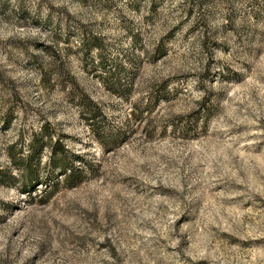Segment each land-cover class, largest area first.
Returning <instances> with one entry per match:
<instances>
[{
  "label": "rangeland",
  "instance_id": "1",
  "mask_svg": "<svg viewBox=\"0 0 264 264\" xmlns=\"http://www.w3.org/2000/svg\"><path fill=\"white\" fill-rule=\"evenodd\" d=\"M0 264H264V0H0Z\"/></svg>",
  "mask_w": 264,
  "mask_h": 264
},
{
  "label": "trees",
  "instance_id": "2",
  "mask_svg": "<svg viewBox=\"0 0 264 264\" xmlns=\"http://www.w3.org/2000/svg\"><path fill=\"white\" fill-rule=\"evenodd\" d=\"M88 101L87 100H85V104L87 103ZM89 103V102H88Z\"/></svg>",
  "mask_w": 264,
  "mask_h": 264
}]
</instances>
